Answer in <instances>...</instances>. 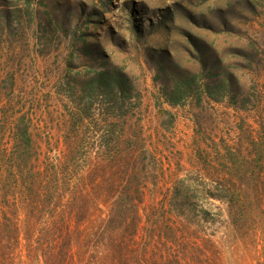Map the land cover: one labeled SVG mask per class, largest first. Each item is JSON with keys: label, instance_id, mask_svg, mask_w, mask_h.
<instances>
[{"label": "rangeland", "instance_id": "obj_1", "mask_svg": "<svg viewBox=\"0 0 264 264\" xmlns=\"http://www.w3.org/2000/svg\"><path fill=\"white\" fill-rule=\"evenodd\" d=\"M113 123L149 190L264 189V0H0V146L28 125L42 159L66 156L81 176L118 143ZM254 239L251 253L223 242V264H264Z\"/></svg>", "mask_w": 264, "mask_h": 264}, {"label": "trees", "instance_id": "obj_2", "mask_svg": "<svg viewBox=\"0 0 264 264\" xmlns=\"http://www.w3.org/2000/svg\"><path fill=\"white\" fill-rule=\"evenodd\" d=\"M108 77V93L121 99L124 75ZM112 125L118 143L103 144L105 159L91 153L76 177L66 156L41 158L28 125L0 146V264H223L227 241L252 252L248 244L264 236V189L149 190L137 148L124 149L125 130ZM210 199L226 207L200 204ZM224 215L228 234L219 241L213 226Z\"/></svg>", "mask_w": 264, "mask_h": 264}]
</instances>
